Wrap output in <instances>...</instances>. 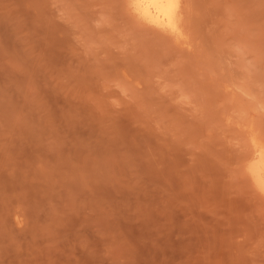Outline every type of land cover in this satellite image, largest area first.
<instances>
[{"label":"rangeland","instance_id":"374dc122","mask_svg":"<svg viewBox=\"0 0 264 264\" xmlns=\"http://www.w3.org/2000/svg\"><path fill=\"white\" fill-rule=\"evenodd\" d=\"M0 0V264H264V0Z\"/></svg>","mask_w":264,"mask_h":264},{"label":"bare ground","instance_id":"6f19581e","mask_svg":"<svg viewBox=\"0 0 264 264\" xmlns=\"http://www.w3.org/2000/svg\"><path fill=\"white\" fill-rule=\"evenodd\" d=\"M133 10L144 20L180 32L182 0H131ZM248 171L257 187L264 192V145L255 143Z\"/></svg>","mask_w":264,"mask_h":264}]
</instances>
